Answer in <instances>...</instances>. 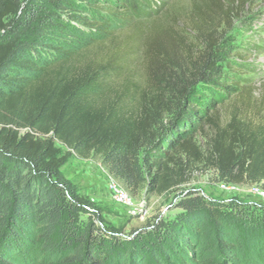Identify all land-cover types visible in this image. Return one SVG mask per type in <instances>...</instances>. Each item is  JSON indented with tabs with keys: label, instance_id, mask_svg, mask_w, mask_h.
<instances>
[{
	"label": "trees",
	"instance_id": "1",
	"mask_svg": "<svg viewBox=\"0 0 264 264\" xmlns=\"http://www.w3.org/2000/svg\"><path fill=\"white\" fill-rule=\"evenodd\" d=\"M159 1L0 0V264H229L216 204L189 195L178 204L181 218L129 242L99 226V210L61 171L73 155L101 157L134 196L188 184L195 166L264 189V124L235 114L222 127L219 112L207 117L195 101L201 91L247 93L225 82L229 52L217 34L231 10L221 11L220 0L194 7L203 50L185 52L184 32L148 24ZM220 12L211 32V16ZM103 15L110 22L146 18L129 37L145 39L141 79L133 69L137 50L98 26ZM95 31L108 39L75 47ZM220 100L208 106L215 110ZM205 118L213 130L207 152L192 134Z\"/></svg>",
	"mask_w": 264,
	"mask_h": 264
},
{
	"label": "rangeland",
	"instance_id": "2",
	"mask_svg": "<svg viewBox=\"0 0 264 264\" xmlns=\"http://www.w3.org/2000/svg\"><path fill=\"white\" fill-rule=\"evenodd\" d=\"M238 1L240 2L233 5V0H220L221 11L230 9L231 13L227 16L228 25L219 30L217 35L223 36L222 49L227 48L229 52L224 55L227 58L225 82L235 86L240 85V88L246 86V92L252 93L250 103L247 104L249 99L247 93L242 98L218 91L212 94L211 90L195 93V101H202L199 107L209 110L207 117L219 112L220 115L217 114V116L220 118L222 127L227 125L235 114L246 121L264 124V104H262L264 98V0ZM159 2L160 5L157 8L159 13L149 17V21L152 22L148 24L175 26L180 29V32H184L190 44V48L188 47L185 52L191 49L192 52L194 49L202 51L203 40L197 39V32L193 31L196 26L193 18L195 20L197 16V10L195 11L194 7L200 5L206 9L205 5L209 1L160 0ZM150 9L147 7L146 12H150ZM211 18L216 19L212 23L213 26L210 25L212 32L214 26L222 23L223 15L220 12L218 17L211 16ZM100 19L104 21H99L98 26L103 25V28L114 33V37L120 43L124 45L127 43L128 48L137 50L133 69L141 79L144 66L138 55L142 53L145 39L143 36H136V40L129 37L134 35L133 32L146 18L135 19L128 23L120 20L110 22L111 19L106 18L105 15ZM93 34L90 37L79 38L78 45L75 47L83 46L84 43L93 40L108 39V36L103 35L101 31H95ZM216 97H219L221 102L216 104L215 110H212L208 104ZM206 119L200 122V125L192 132L203 152L209 150L210 137L213 136V130L206 123ZM174 122L175 118L172 121L170 119L165 121L166 125ZM56 146L61 149L62 155L67 152V149L59 143H56ZM61 171L66 179L77 187L79 193L92 201L99 210L104 221V223L98 221L99 226L112 230L117 238L132 242L139 236L144 239L147 235H153L156 231L158 232L157 228L164 229L165 226L184 215V211L178 207L180 201L189 195H194L203 198L206 202L216 204L223 213L224 228L221 238L230 247L229 264H264V229L259 222L264 220L262 193L264 190L261 184H229L223 181L215 170L206 166H195L191 169V181L188 184L161 196L150 195L147 189L136 196L128 191L132 202L129 205H123L112 198L109 185L115 182L123 188L124 186L104 167L101 157L81 159L73 155ZM147 180L149 181V177ZM83 220L86 221V217H83ZM207 229L210 230L209 227L205 228ZM194 245L196 244L192 243L193 247ZM200 251L201 249L192 251V254L197 255ZM180 256L184 258V254ZM188 257H191V254H188Z\"/></svg>",
	"mask_w": 264,
	"mask_h": 264
},
{
	"label": "built area",
	"instance_id": "3",
	"mask_svg": "<svg viewBox=\"0 0 264 264\" xmlns=\"http://www.w3.org/2000/svg\"><path fill=\"white\" fill-rule=\"evenodd\" d=\"M109 188H110V193L112 195V198L117 203H120V204H123V205H129L132 202V198H131L130 194L122 186L118 185L115 182H111V184L109 185ZM262 193H263V196H264V191H262Z\"/></svg>",
	"mask_w": 264,
	"mask_h": 264
}]
</instances>
